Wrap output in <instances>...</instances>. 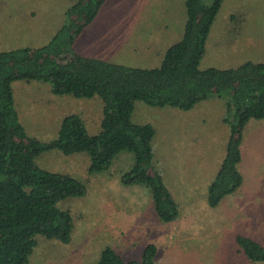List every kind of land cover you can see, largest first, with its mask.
Here are the masks:
<instances>
[{
	"label": "rangeland",
	"instance_id": "rangeland-1",
	"mask_svg": "<svg viewBox=\"0 0 264 264\" xmlns=\"http://www.w3.org/2000/svg\"><path fill=\"white\" fill-rule=\"evenodd\" d=\"M73 2L0 0V50L28 41L48 42ZM185 18L184 0H104L73 48L112 62L156 66L165 49L181 37ZM246 59L264 61V0H223L199 68L234 67ZM11 84L27 134L53 139L62 117L71 112L81 116L89 133L99 131V96L56 94L47 81L37 79ZM233 111L226 95L211 94L189 108L135 100L131 120L154 126L152 165L178 205L177 218L169 221L158 217L145 184L121 183L120 176L134 161L131 151H118L106 169L93 172L87 170L85 151L64 154L53 148L40 153L39 166L70 173L86 191L58 202L72 215L70 240L37 234L28 264H94L105 245L124 258L138 257L149 241L157 244L155 258L163 264H264L245 255L236 240L238 234L247 235L264 247V175L258 174L264 164V132L253 137L258 119L250 118L243 128V140L252 149L238 162L241 184L216 206L206 199L207 186L225 154ZM236 204L246 212L241 221Z\"/></svg>",
	"mask_w": 264,
	"mask_h": 264
},
{
	"label": "trees",
	"instance_id": "trees-1",
	"mask_svg": "<svg viewBox=\"0 0 264 264\" xmlns=\"http://www.w3.org/2000/svg\"><path fill=\"white\" fill-rule=\"evenodd\" d=\"M222 1L184 0L181 37L165 49L156 66L112 62L75 51L76 38L104 0H74L65 11V22L44 44L0 50V264H28L37 234L70 240L72 215L58 202L83 194L86 188L70 173L39 166L36 158L49 149L64 154L87 152L89 172L106 169L118 151H131L134 161L120 176L121 183L145 184L158 217L177 218V202L152 165L155 128L149 122L131 120L135 100L189 108L211 94L226 95L233 118L225 154L207 186V203L216 206L241 184L238 162L244 125L250 118L264 120V61L199 68L206 36ZM16 79L47 81L56 94L99 96V131L89 133L81 116L71 112L62 117L53 139L27 134L15 107L11 83ZM236 240L249 258L264 260V247L255 239L238 234ZM157 248L149 241L138 257L124 258L105 245L94 264H163L155 258Z\"/></svg>",
	"mask_w": 264,
	"mask_h": 264
},
{
	"label": "crops",
	"instance_id": "crops-1",
	"mask_svg": "<svg viewBox=\"0 0 264 264\" xmlns=\"http://www.w3.org/2000/svg\"><path fill=\"white\" fill-rule=\"evenodd\" d=\"M232 17H233V15L232 14H230L229 15V18L230 19H232ZM239 21L238 22H240L241 20H242V16H239ZM231 28H236V26H231ZM138 35V34H137ZM136 35V37H138ZM133 43V42H132ZM24 45H29V46H38V44H31V42L30 41H28V42H26L25 44H23V46ZM19 47V46H18ZM133 48H135V47H133ZM246 60H250V59H246ZM253 61V60H252ZM260 122H258V125H257V127H256V129H255V131H254V138L259 134V133H261V132H264V120H259ZM240 148H241V158L244 156V155H248L249 153H250V151H251V149H252V144L249 142V141H247L246 139L245 140H243V134H242V142H241V145H240ZM257 155V154H256ZM255 155V156H256ZM263 172V174L262 175H264V164H262L261 165V167L258 169V174H260V173H262ZM162 174V173H161ZM257 179L258 180H260L258 177H257ZM234 199V202H235V197L233 198ZM234 209L235 210H237V212L240 214V217H239V221H241V218L244 216V215H246V212L243 210L244 208L243 207H241V206H239L238 204H236L235 205V207H234ZM141 252V251H140ZM77 264H83L82 263V261H79V262H77Z\"/></svg>",
	"mask_w": 264,
	"mask_h": 264
}]
</instances>
